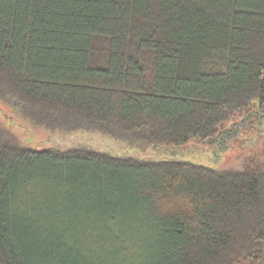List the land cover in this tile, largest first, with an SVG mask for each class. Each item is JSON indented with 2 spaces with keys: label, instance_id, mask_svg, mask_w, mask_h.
<instances>
[{
  "label": "trees",
  "instance_id": "trees-1",
  "mask_svg": "<svg viewBox=\"0 0 264 264\" xmlns=\"http://www.w3.org/2000/svg\"><path fill=\"white\" fill-rule=\"evenodd\" d=\"M0 102L137 153L35 150L0 124V264H264V0H0Z\"/></svg>",
  "mask_w": 264,
  "mask_h": 264
},
{
  "label": "rangeland",
  "instance_id": "rangeland-1",
  "mask_svg": "<svg viewBox=\"0 0 264 264\" xmlns=\"http://www.w3.org/2000/svg\"><path fill=\"white\" fill-rule=\"evenodd\" d=\"M0 124L16 137L21 145L35 150L68 147L80 143L116 155L157 158L162 156L155 152L146 154L134 152L127 144L99 133L77 131L63 134L62 132H52L22 119L10 106L2 102H0ZM227 144L228 146L222 149L220 145L211 146L191 141L167 153L166 158L192 162L218 170L240 168L244 156L260 155L264 150V126H254L249 132H242L230 139ZM262 158L264 159V155Z\"/></svg>",
  "mask_w": 264,
  "mask_h": 264
}]
</instances>
